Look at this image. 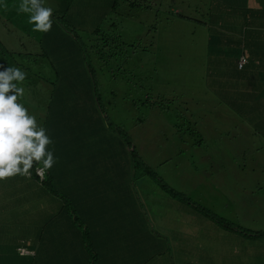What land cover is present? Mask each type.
<instances>
[{
    "label": "rangeland",
    "instance_id": "1",
    "mask_svg": "<svg viewBox=\"0 0 264 264\" xmlns=\"http://www.w3.org/2000/svg\"><path fill=\"white\" fill-rule=\"evenodd\" d=\"M90 1L86 0L83 4V1L77 0V9L70 12L73 16L67 21V26L76 27L81 37H86L87 40L94 39L90 35L93 26L102 28L97 18L109 15L103 28L118 34V40L121 39L134 45L141 34L139 30L141 20L146 22L150 20L151 12L145 6L150 7L149 5L157 2L163 5V10L172 8L175 14L185 17L174 31L167 33L166 45L172 53L163 55L162 60L155 57L156 60H161L159 64L155 63L154 55L145 49L143 52L136 47H127L126 51L119 53L117 59L111 58L106 63H101L105 64L102 69H95L97 85L107 111L106 115L118 128L125 131L128 136L130 135L133 144L131 150L135 148L147 168L162 178L164 182L162 184V180L149 178L147 175L142 177L139 180V182L143 181L139 186L141 192L137 191L142 205L139 204L138 208L130 212L128 209H123L125 212L120 210V212L123 215L131 213V217L140 222L141 212L151 211L150 207L163 200L165 217L168 215L167 207V211L172 215L178 214L180 208L186 211L195 208L197 215L203 218L204 208L209 211L213 210L211 198L217 201L218 206L227 205L226 196L229 194V199L235 201L236 228L238 226L250 230L263 229L264 120L262 119V126L259 127L255 123L248 125V118L243 116L242 92L241 94L229 92L236 80L240 83L241 72L233 65H236L238 55L241 54L236 41L242 36L235 33L234 27L241 22L237 17L242 14L239 6L242 4L244 7L249 6L248 0H148V3H145L146 0H116V7H119L116 11L110 7V0L91 1L93 6L90 5ZM20 2L21 0H0V66H2L0 71L9 67H17L26 73L25 81L19 85L25 90L19 103L23 104L29 114L35 116L37 124L44 128L45 119L50 110L44 99L51 98L54 87L58 83L55 86L53 84L60 80L56 70L67 68L68 63H65L52 49H46L45 43L47 42L42 41L45 37L44 33L33 31V26L28 23V15L18 13L17 7ZM136 3L143 4L141 11L130 9L129 5ZM57 4L56 0H44L45 7L53 9ZM65 9L66 6L59 13L63 14ZM135 12L138 13L136 17ZM61 14L53 11V26L48 34L63 30L57 21L62 16ZM186 16H190L191 19H187ZM249 17L252 20L256 18L251 15ZM246 29L249 30V28ZM64 35L69 36L67 33ZM217 35L220 38L224 36L232 43L226 49V54L230 55L219 62L220 69L226 70L221 72L223 77L221 82L225 83V87L211 89L214 83L213 81L208 82L206 75L208 70H211L208 67H211L212 51L218 52V43H221ZM243 50L247 49L243 47ZM248 50L251 51L250 44H248ZM122 58H125L124 67L111 66ZM129 66L134 71L139 68L145 70L148 68V72L156 69L162 73H156L152 84L150 83L151 86L145 90L150 93L153 102L159 101L160 98L170 103L173 102L169 106L158 108L157 106L160 105L158 102L144 106L141 104L142 101L136 100L140 98L143 100L145 93L140 95L138 90L133 89L134 73L130 74L126 68ZM111 68L112 72H110ZM211 73L215 77L218 75V73ZM138 76L142 78L143 75ZM145 82L151 81L146 80ZM240 87L241 85L237 86L238 90L242 91ZM244 92H246L244 94V97L246 96L245 108L252 112L251 102H262L264 96L261 97L262 99L250 98L248 90L244 89ZM181 100L184 102L182 103ZM187 102L189 105L185 110ZM257 110V107H253L254 114H258ZM234 127L235 143L228 134L215 133V130L220 132L223 129L233 131ZM190 130H193L195 134L202 132V135L205 134L208 139L202 138V135H198L199 139L192 137ZM253 132L260 136H251ZM110 133L113 137L108 136L107 138L108 157L103 161L100 170L102 167L113 165L116 159L121 157L124 160L130 158L129 148L121 146L126 143L123 139L126 136L119 135L117 131ZM46 135L48 136L47 133ZM98 141V138L87 140L89 152H91V143L99 144ZM201 141L209 145L208 151L214 152L220 165L223 166L211 169L207 175H199L197 180H194L198 173H195L196 169L203 167L204 163L197 160L200 151L188 145ZM235 144L237 152L246 149V158L227 163L226 158H221L225 155L222 148ZM104 147L106 148V145ZM114 150H116V155L111 158ZM131 173L132 175L138 174L139 170L133 168ZM22 178L24 176L17 175L10 178V181H0V183L11 182L16 191L21 194L18 200L12 198L7 202L6 196L0 195V264H29L27 261H31V264H44V261L48 259L49 261L68 262V264H71V261H89L84 241L85 232L77 224H68L70 218L57 219V213L54 212H58L61 204L52 200L57 197L62 203L67 201L69 206L75 207V211L79 214L82 208L85 209L80 199L74 201L71 195H63L64 191L60 188L62 197L51 195L46 188L36 190L32 180L23 184ZM231 180H250V183L249 185H238V183L232 185L229 182ZM241 183L247 184V182ZM126 184L127 181L124 180L123 189ZM118 185L121 187L120 183ZM165 187L182 194L184 203L178 205L171 202L175 205V208H172L166 196L167 193L164 192ZM5 188V185L0 184V192H3ZM154 194L157 197L156 200L152 196ZM117 196L122 200L120 195L117 194ZM123 196L124 200L121 201L120 208L127 204L124 191ZM110 201L118 216L120 212L116 209L114 201ZM7 203L13 207L9 208ZM91 206L87 205L88 208ZM247 211L250 213L248 218L245 216ZM56 221L57 223L62 222L63 235L60 237L62 245H67L70 240L64 252L47 247V234L53 228L52 223ZM80 222L83 224L82 219ZM115 224L116 219L111 226ZM95 234L98 240L104 236V233H98V229L96 232L91 231L89 237L93 241L96 240ZM30 244L38 250L37 257L30 258L35 255H28V258H21L24 256L17 248ZM239 249L238 247L237 251ZM245 261L248 260L245 258ZM255 261H264V255L256 258Z\"/></svg>",
    "mask_w": 264,
    "mask_h": 264
},
{
    "label": "trees",
    "instance_id": "2",
    "mask_svg": "<svg viewBox=\"0 0 264 264\" xmlns=\"http://www.w3.org/2000/svg\"><path fill=\"white\" fill-rule=\"evenodd\" d=\"M82 1L84 4L86 0H80V2ZM91 1L97 2V0ZM91 1L90 5L93 6ZM56 2L59 4L53 7V11H55L56 14H61L59 13V11L61 9H64L66 6L64 13L61 14L62 16L59 17V20H57L63 30H56L55 32H52V34L44 33L45 37L42 41H44V43L47 42L45 43L46 49H52L53 51H55V53H57L62 58V60L65 61V63H68V66L67 68L56 70L58 75L60 76V80L56 81L53 84V86H55V84L58 83L54 87V92L52 93L51 98L46 97L44 99V101H46L50 107L48 116L45 119L44 128L46 129L48 137L52 141V144L49 145V150L54 151L56 163L51 169L44 170V178L42 180L40 179V181L39 179H35L37 178L35 169L41 168L42 166L35 165L33 167V169L31 170V177L33 178L32 181L34 182L35 189L38 190L40 188H43L45 190L46 188V190L50 191L51 195H59L60 197H62V195H60L59 188H68V169L67 164L66 162L64 163V161L67 160V155L68 153H70L72 147L74 146L77 149L79 148L80 151L83 152V161L85 160L83 163H88V161H91L96 164L97 167L95 166L92 171L100 176V183L107 190L115 186V184H111L115 182H117L118 184L120 183L123 189L124 180L127 181V184L124 186V191L129 188H134L136 186V182H139V180L146 175L149 176V178H158L162 180V178H159L156 174L152 173L149 168H147L141 157H139V155L136 153L135 148L131 150V146L133 144L130 135L128 136L125 131L118 128L113 122L110 121L109 117L106 115L107 111L103 104V97L97 85L95 69H102L105 64L101 63H106L111 58L117 59L119 53L126 51L127 47H136L143 52L145 49V51H148L154 55V59L155 57H157L162 60L163 55H170L172 53V50L166 45L167 33L174 31V29L178 26V23L185 19V17L180 14H175L172 8L163 10V5L157 2L156 4L149 5L150 7L145 6V8L151 12L150 20L148 22H146L145 20H141L139 24V30L141 34L137 38V43H135L134 45L124 42L121 39L120 42V40H118V34H116L115 32L112 33L108 31V29L103 28V24L105 23V21H107L109 15H102L97 18V21L102 24V28L93 26L90 30V35L94 37V39L87 40L85 39L86 37H81L76 27H73L71 25L67 26V21L71 18V16H73L70 12L77 9V0H56ZM109 2L110 7L113 11H116L119 8L116 7V0H110ZM145 3H148V0H146ZM260 3L263 5L264 0H260ZM142 5L143 4L136 3L130 4L129 6L132 10L141 11L140 8H142ZM230 8L233 7L230 6ZM239 9L242 14L238 15L237 17L241 20V22L236 27H234V29L235 33L241 35L242 38L236 41V46L242 54L243 47L248 50V44H250L251 51L248 50L250 54V60L249 64L243 70H240L238 68L237 61L241 54L238 55L236 65H233V67L235 66V68H237L241 72L240 83H237L239 82V80H236V83L231 86L229 92H237V94H241L242 92V105L244 109L243 116L249 119H247L248 125L255 123L257 127H259L262 126V119L264 120V100L262 102H251L250 106L252 112L247 111L245 108L246 96L244 97V94L246 92H244V86L246 85V88L248 86L251 87V91L257 89V92L255 94H251L250 98L256 97V99H262L261 97L264 96V87L262 88V84L260 83L263 75H258L261 73H259L258 71L261 69V66L264 65V57L262 56V52L264 53V40L261 39V36L264 37V33H261V31L259 30L264 22V8L255 10L252 7L245 6L240 7ZM137 15L138 13L135 12L134 16L136 17ZM250 15L252 17L255 16L256 18L249 25H246V20ZM54 16L56 18V15ZM186 18L191 19L190 16H186ZM246 28H249V32ZM64 33H67L69 36H65ZM217 39L221 41V43H218L219 50L218 52L212 51L213 58L211 60V67H208L211 70H208L206 77L208 82L213 81L214 83L211 88L222 89L223 87H225V83L221 82L223 81L221 72H224L226 70L220 69L219 62L230 55L229 53L226 54V49L230 47V44L232 42H229L230 40L226 39L224 36L220 38L219 35H217ZM57 54L55 56H57ZM161 60L155 59V63L159 64V61ZM124 62L125 58H122V60L116 61L115 64H111V66L124 67ZM126 68L130 71V74L134 73L132 77V79H134L133 89L138 90L140 95L142 93H145V98L143 100L141 98L136 99L142 101L141 104L146 106L153 105L158 102L160 105H158L157 107L162 108L164 106H169L173 102H167L162 98H160L159 101L153 102L150 93H147V90H145L151 86L156 73H162H159L156 69L148 72V68L146 70L144 68H139L137 69V71H134L132 68H130V66ZM112 70L113 69L111 68L110 72H112ZM142 72L147 73L144 74ZM211 72L218 73V75L215 77ZM139 74L143 75L142 78H139ZM146 80L151 82L146 83ZM249 83L251 84L249 85ZM238 85H241L240 89H242V91L238 90ZM174 96L177 97L176 94H174ZM181 102L183 103L184 100H181ZM188 105L189 102L185 103V110H187ZM253 107L258 108V114L253 113ZM233 129H235V127ZM111 131H117L119 135L126 136L123 138L126 143L121 146H124V148H129L130 158H125L124 160V158L121 157L119 159H116V162H114L113 165H108L105 168L102 167V170H100L103 161L108 157V153L102 152V150H105L104 146L109 144L107 140L108 136H111V138L113 137V135L110 133ZM189 133L192 137H197V139L200 138L198 135H202V132H198L196 133V135L193 130H190ZM103 136H105V138H102ZM95 138L99 139V144H95L92 142L91 152H89L87 140L89 139L91 141ZM111 140L110 143H112ZM199 144L202 143L197 142L195 144H192V146H196ZM100 150L101 153H99ZM90 153H92L95 158H88V155ZM246 155V150H240L237 153L238 157L236 161L245 159ZM112 157H115V155H111V158ZM133 168H137L139 170V173L132 175L131 169ZM91 173L92 172L89 170L88 174ZM106 175L108 177L107 180ZM241 182L244 181H237L236 184L238 183V185H244ZM163 183L164 182L162 180V184ZM118 184L114 188L120 189L121 187ZM164 192L170 194L172 197L179 198V200L184 201L182 194L176 193L168 189L167 187L164 188ZM227 197H229V195ZM125 198L127 200V198L129 197L125 196ZM226 207L227 206L224 205L222 208ZM60 209L63 215L70 213V215L74 217L73 211L75 210V208L69 206V203H67V201H63L62 207ZM209 212L205 211V213L208 214L212 219L223 223L230 229L233 228L232 224H228L224 220L213 216L216 215L215 211ZM130 217L131 216H128L124 218V220H122L120 216H117L116 225L111 226V224L109 225V223L105 224V241L102 240V242H100L98 240V236L95 234L96 240L92 241L91 243H93L94 247H96L97 249L96 251L91 252L92 256H90V264H103L107 262V260H112V264H119L121 262L120 257L116 259V255L114 256V254L111 259H108V254L113 252L111 249H108L106 247V242L109 240H112L113 242H116L118 240L123 241L127 237L124 232L129 230L126 220L130 219ZM60 218L61 217L58 216L57 219ZM57 222L58 221H56L55 223L53 222L52 224L56 225ZM76 224L80 226L81 229H83V232H85L86 236L84 240H86L88 235H90L91 229L86 225V223L83 222L82 224L79 217L76 218ZM112 236H114V238ZM116 237L120 238H117L115 240ZM107 244H110V242H108ZM112 244H110L109 247H111ZM127 247L128 250L122 253L123 260L132 257L133 251L137 249L132 245H128ZM36 255L30 258H36ZM204 255L209 256L210 253L204 252ZM27 262L31 264V261Z\"/></svg>",
    "mask_w": 264,
    "mask_h": 264
},
{
    "label": "crops",
    "instance_id": "3",
    "mask_svg": "<svg viewBox=\"0 0 264 264\" xmlns=\"http://www.w3.org/2000/svg\"><path fill=\"white\" fill-rule=\"evenodd\" d=\"M248 2V7H252L255 10H259L264 7V5L260 3V0H248ZM242 6L243 5L239 7ZM253 20L250 19L249 24ZM259 30L261 33H264V22ZM261 39L264 40V37L261 36ZM262 56L264 57L263 52ZM258 72L261 73L258 74ZM258 72L257 74L259 76L263 75L261 80L258 78L263 88L264 65L261 66V69ZM250 84L251 83H249V85ZM248 87L246 88L245 85L244 89L248 90L250 96L252 93L255 94L257 92V89L251 91V87H249V89ZM215 133H226L229 137H231V139H233V142L235 143L233 136L235 134V129L233 131L223 129L220 132L215 130ZM253 135L260 136L254 132L251 134V136ZM201 137L208 139L205 134H203ZM198 143L202 144L196 146H192V144L188 145L189 147H194L200 151L197 160L198 162L202 161L204 163L203 167L196 169L195 173H198L195 175L194 180H197L199 175H207L211 169L220 168L223 166L220 165L215 153L208 151L210 147L205 141ZM222 150L224 151L225 155L221 158H226L227 163L236 161L238 153L236 144L233 146L227 145L226 147L222 148ZM102 152L108 153L107 145L105 150L103 149ZM99 153H101V150ZM82 155L83 152H81L80 149H77L75 146L71 149L70 153H68L67 160L64 161V163L66 162L68 169V188L62 189V191H64L63 195H71L74 201H79L80 199V201L83 203L82 206H85V209L83 210L82 208V211L79 214H77V212L74 210V217L71 216L70 213L63 215L61 209L54 213H57V218L58 216L62 219L64 217L70 218L68 221V224L70 225L76 224V218L79 217L84 223H86L92 232H96V229H98V233H104L105 235V224L109 223L110 225L117 218L116 212L114 211L110 200L114 201L115 207L119 212L120 210L121 212H125L123 209H128L129 212L133 211L139 207V204L142 205L137 191L141 192L139 186L142 185L143 181H137L136 186L134 187L135 189L129 188L126 191H124L122 187L120 189H116L114 187L118 183L115 182L111 183L115 184V186L107 190L100 183L101 179L99 180L100 176H98V174H88L89 170H92L96 164L91 161H88V163H83L85 160L83 161ZM112 155H116V150L113 151ZM89 157H94V155L90 153L88 155V158ZM85 165L88 166L86 167ZM31 176L32 175L22 178V183L26 184L32 180L33 178ZM35 179L39 178L37 177ZM107 179L108 177L106 175V180ZM7 180L10 181L9 179ZM229 182H231L232 185H236L237 181L231 180ZM244 182H247V185H249L250 180ZM0 184L6 186L5 190L0 192V195L6 196V202L12 198L18 200V196L21 194L16 191L11 182H4ZM103 189L105 191H103ZM123 191L124 195L129 198L126 200L127 204L120 208L121 201L124 197ZM117 194L122 197V200L119 199ZM152 196L154 197V200H156V195L154 194ZM166 196L169 198L170 203L173 202L178 205L184 203V201L179 200V198L172 197L170 194H167ZM52 200L60 202L62 207V202L59 198L54 197ZM226 200L227 207L222 208L224 204L222 206H218V204H216L217 201L212 200L211 198L213 208L212 211L216 212V215L213 216L224 220L228 224H232V229L223 223L212 219L208 214L205 213V211L209 212V210L206 208H204L205 210L203 218H200L197 215V210L195 208H192L193 210L190 209L188 211H186V209L180 208L178 214L172 215L169 211H167L168 208L166 207V213L168 215L165 217L163 213V200L156 202L153 207H150L151 211H145L143 213L141 212L142 217L140 222L136 221L134 217H130V219L126 220L129 230L124 232L127 237L123 241L118 240L113 242L112 240H109L106 242V247L111 249L113 252L108 254V259H111L114 254V256L116 255V259L120 257L121 262L119 264H203V262H205V264H264V261H255L256 258L264 255V228L261 230H250L246 227L242 228L238 226L236 228L234 211L235 201L230 200L227 196ZM87 205L92 206L88 208ZM8 206L9 208L13 207L9 204ZM171 207L175 208V205L171 203ZM121 212L118 216H120L122 220L128 216H131V213L123 215ZM136 214L138 213L136 212ZM249 214V211H247V215H245L246 218L249 217ZM161 217L162 219H160ZM61 224L62 222H59L56 225L52 224L53 228L47 234V247L51 250L59 249L60 251L64 252L67 249L70 240L67 245H62L60 242V237L63 235ZM112 237L114 238V236ZM117 238L120 237H116L115 240ZM102 240L105 241L104 236H101V239H99L100 242H102ZM84 241L85 248L89 256V261H71V264H90V256H92L91 252L96 251L97 248L94 247L93 243H91L93 240L90 239L89 235ZM108 242H110V244L113 243L111 247H109L110 244H107ZM128 245H132L137 249L134 248L136 250L133 251L132 257L123 260L122 253L128 250ZM19 247L29 248L35 252V255H38V250L33 248V244ZM238 247L240 248L239 251H237ZM10 249L13 250V248ZM204 252H208L210 255H204ZM245 258L248 261H245ZM49 260L50 259H48V261H44V264H68V262L64 263L63 261ZM111 261L112 260H107V262L103 264H112Z\"/></svg>",
    "mask_w": 264,
    "mask_h": 264
},
{
    "label": "clouds",
    "instance_id": "4",
    "mask_svg": "<svg viewBox=\"0 0 264 264\" xmlns=\"http://www.w3.org/2000/svg\"><path fill=\"white\" fill-rule=\"evenodd\" d=\"M17 11L28 15L33 31L48 33L52 29L53 9L45 7L44 0H21ZM250 19L247 18L246 25ZM25 79L26 73L17 67L0 71V181L17 175L29 177L35 165L42 166L35 169L39 172L51 169L56 163L54 151L49 150L52 141L46 129L18 102L25 94L24 88L19 86Z\"/></svg>",
    "mask_w": 264,
    "mask_h": 264
},
{
    "label": "built area",
    "instance_id": "5",
    "mask_svg": "<svg viewBox=\"0 0 264 264\" xmlns=\"http://www.w3.org/2000/svg\"><path fill=\"white\" fill-rule=\"evenodd\" d=\"M249 60H250V55L247 51H244L241 56L239 57L238 61H237V65L238 68L240 70H243L248 64H249ZM37 175L39 176V178L42 180L44 178V171H39L37 169ZM19 253L23 256H28V255H35V252L28 250L26 248L20 247L18 249Z\"/></svg>",
    "mask_w": 264,
    "mask_h": 264
}]
</instances>
